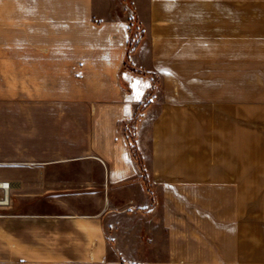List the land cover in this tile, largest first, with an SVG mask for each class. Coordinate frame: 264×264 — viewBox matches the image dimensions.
Listing matches in <instances>:
<instances>
[{"label": "crops", "instance_id": "0c3cea01", "mask_svg": "<svg viewBox=\"0 0 264 264\" xmlns=\"http://www.w3.org/2000/svg\"><path fill=\"white\" fill-rule=\"evenodd\" d=\"M129 2L0 0V264H264V0Z\"/></svg>", "mask_w": 264, "mask_h": 264}, {"label": "rangeland", "instance_id": "374dc122", "mask_svg": "<svg viewBox=\"0 0 264 264\" xmlns=\"http://www.w3.org/2000/svg\"><path fill=\"white\" fill-rule=\"evenodd\" d=\"M127 2V4L130 6V8L132 7V2H129V0H125ZM131 34H132V37H131V48L133 47L134 43L136 42V40L139 38L140 34H141V29L140 27L138 26L137 22H135V20H133L131 22ZM134 133V129H133V126H131V128H129V136L130 137H133V134ZM11 205H8V206H0V213H4L5 211H8V210H11L9 209Z\"/></svg>", "mask_w": 264, "mask_h": 264}, {"label": "built area", "instance_id": "2783aa9c", "mask_svg": "<svg viewBox=\"0 0 264 264\" xmlns=\"http://www.w3.org/2000/svg\"><path fill=\"white\" fill-rule=\"evenodd\" d=\"M11 184L9 181H2L0 182V206H8L11 202V197L9 199L6 197V192L11 190Z\"/></svg>", "mask_w": 264, "mask_h": 264}, {"label": "trees", "instance_id": "16d2710c", "mask_svg": "<svg viewBox=\"0 0 264 264\" xmlns=\"http://www.w3.org/2000/svg\"><path fill=\"white\" fill-rule=\"evenodd\" d=\"M125 67L135 70V69H134V68L128 63V61L126 62ZM131 142H132L131 144H132V148H133V151H134L135 156H136L138 159H140V156H139V154H138V152H137V150H136V147H135V143H134V135H133V137H131Z\"/></svg>", "mask_w": 264, "mask_h": 264}, {"label": "bare ground", "instance_id": "6f19581e", "mask_svg": "<svg viewBox=\"0 0 264 264\" xmlns=\"http://www.w3.org/2000/svg\"><path fill=\"white\" fill-rule=\"evenodd\" d=\"M0 182H2V180H0ZM7 194H6V197L9 199V197H10V192H9V190L6 192ZM0 200H1V198H0Z\"/></svg>", "mask_w": 264, "mask_h": 264}]
</instances>
